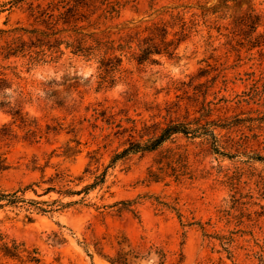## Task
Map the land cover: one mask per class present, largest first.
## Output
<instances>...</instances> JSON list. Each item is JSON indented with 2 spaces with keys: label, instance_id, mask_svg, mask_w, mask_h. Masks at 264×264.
<instances>
[{
  "label": "rangeland",
  "instance_id": "374dc122",
  "mask_svg": "<svg viewBox=\"0 0 264 264\" xmlns=\"http://www.w3.org/2000/svg\"><path fill=\"white\" fill-rule=\"evenodd\" d=\"M251 6L263 10L264 0H124L113 31L177 12L199 14L197 31L179 41V56H123L113 83L98 61L68 49L25 73L39 98L25 104L26 122L0 107V188L48 176L54 185L20 191L45 200L36 205L48 210L31 219L24 207H0V231L40 254L0 264H110L91 242L105 234L162 242L181 251L180 264H264V45L237 59L228 31ZM29 20L26 3L0 0V28ZM194 118L204 133L175 132L152 150L120 153L171 122L194 127ZM57 171L82 191L64 193Z\"/></svg>",
  "mask_w": 264,
  "mask_h": 264
},
{
  "label": "trees",
  "instance_id": "16d2710c",
  "mask_svg": "<svg viewBox=\"0 0 264 264\" xmlns=\"http://www.w3.org/2000/svg\"><path fill=\"white\" fill-rule=\"evenodd\" d=\"M22 1L27 4L30 19L27 24L19 22L7 28H0V107L6 108L21 122L29 119L25 104L39 98L33 91V88H36L33 80L25 73H30L40 63L55 60L66 49L84 59L98 61L101 78L113 83L115 72L120 71L119 64L123 56L138 63L157 62L156 58L151 57L156 53L179 56V41L190 32L197 31L195 27L199 14L193 13L191 17L184 19L180 12L170 13L168 20H149L141 17L128 21L130 25H124V28L117 27L116 24V30L113 31L110 22L120 12L124 0H9V3L14 6ZM172 29V37L167 38ZM228 31L229 39L235 41L238 46L237 59L241 58L242 48L250 50L255 46L262 54L264 9L257 10L251 6L242 11L231 19ZM105 75L110 78L105 80ZM42 89L44 90V87ZM255 94L260 95V91L256 90ZM194 119V127H190L187 122H171L161 127L155 137L146 141H129L120 153L152 150L175 132L189 133L192 136L204 133L205 130H199L204 129L200 120ZM209 132L212 130L209 129ZM1 162L2 160L0 164ZM55 176V183L63 188L64 193L82 191L73 190L68 186L76 178L70 173L57 171ZM49 180L50 176L45 180L31 182L21 189L0 188V207H24L28 219H31L30 213L34 210L45 212L48 209L36 205L37 202L45 200L25 198L20 191L47 181L48 184L43 188L47 193L54 185H49ZM91 242L93 249L110 264L181 262L179 249L171 251L162 242L146 239L142 235L139 240L133 241L124 234H105L101 237L94 236ZM89 244L90 242H85L83 248L92 258ZM105 246L111 251L103 252ZM2 258L36 262L40 260V254L37 247H29L25 242L8 237L0 231V259Z\"/></svg>",
  "mask_w": 264,
  "mask_h": 264
}]
</instances>
